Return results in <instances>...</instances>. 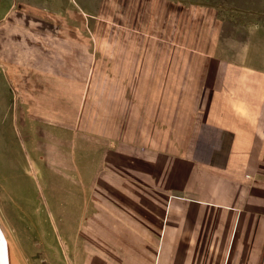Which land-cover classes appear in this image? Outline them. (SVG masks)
Instances as JSON below:
<instances>
[{
	"label": "crops",
	"instance_id": "crops-1",
	"mask_svg": "<svg viewBox=\"0 0 264 264\" xmlns=\"http://www.w3.org/2000/svg\"><path fill=\"white\" fill-rule=\"evenodd\" d=\"M46 1L0 0V98L13 113L73 114L63 105L91 78L78 29L47 22ZM156 1L166 17L186 8L199 18L194 56L145 60L181 82L173 138L146 134L142 108L102 146L88 137L79 185L47 207L49 229L23 204L0 208V264H264V0ZM54 127L45 140L61 144Z\"/></svg>",
	"mask_w": 264,
	"mask_h": 264
},
{
	"label": "rangeland",
	"instance_id": "rangeland-1",
	"mask_svg": "<svg viewBox=\"0 0 264 264\" xmlns=\"http://www.w3.org/2000/svg\"><path fill=\"white\" fill-rule=\"evenodd\" d=\"M20 2L25 4L16 5L28 8L29 4ZM43 3L50 12L47 22L59 30L78 29L80 46L76 52L80 59L86 56L94 59L91 78L80 82L83 89L79 90L78 102L76 98L71 105L64 102L63 106L77 108L73 114H28L21 111V106L13 113L7 111L5 100L0 98V208L3 211L9 203L23 204L31 216L33 212L45 216L49 229L47 207L52 212L53 203L61 200L60 194L64 201L79 185L78 170L85 164L80 162L77 168L81 161L78 149L88 148V137L94 138L97 147L102 146L103 138H112L120 120L132 122L133 126L142 108L140 119L146 134L153 132L165 140L173 138L174 110L177 114L183 99L181 82L168 80L161 64H145V60L194 56L197 48L193 46L197 43L192 41L198 39L199 18L197 10L192 12L186 8L182 12L179 9L175 19L166 17L167 3L156 0H47ZM194 3L195 9H199V2ZM170 39L182 46L187 41L186 48L167 49L166 42ZM134 59L144 60L143 64L130 65ZM83 67L85 64L80 61V69ZM140 68L143 76L137 78ZM18 101L21 102L20 97ZM54 126L62 128L60 136L57 135L61 144L45 140L53 134ZM126 127L130 129L131 125ZM95 145L90 144L92 149ZM7 211L9 216L5 215L3 221L6 216L10 222L14 221L12 209ZM35 217L38 215L32 220ZM34 222L31 221L32 232H40ZM21 233L16 235L19 237ZM63 239V250H66L70 242Z\"/></svg>",
	"mask_w": 264,
	"mask_h": 264
}]
</instances>
